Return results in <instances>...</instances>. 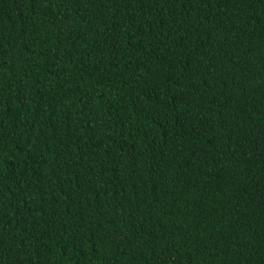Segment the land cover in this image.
<instances>
[{
    "label": "trees",
    "instance_id": "16d2710c",
    "mask_svg": "<svg viewBox=\"0 0 264 264\" xmlns=\"http://www.w3.org/2000/svg\"><path fill=\"white\" fill-rule=\"evenodd\" d=\"M0 264H264V0H0Z\"/></svg>",
    "mask_w": 264,
    "mask_h": 264
},
{
    "label": "bare ground",
    "instance_id": "6f19581e",
    "mask_svg": "<svg viewBox=\"0 0 264 264\" xmlns=\"http://www.w3.org/2000/svg\"><path fill=\"white\" fill-rule=\"evenodd\" d=\"M143 261V260H142ZM144 262V261H143Z\"/></svg>",
    "mask_w": 264,
    "mask_h": 264
}]
</instances>
